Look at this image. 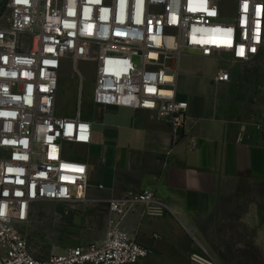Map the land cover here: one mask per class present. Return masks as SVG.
I'll list each match as a JSON object with an SVG mask.
<instances>
[{
	"label": "built area",
	"instance_id": "2783aa9c",
	"mask_svg": "<svg viewBox=\"0 0 264 264\" xmlns=\"http://www.w3.org/2000/svg\"><path fill=\"white\" fill-rule=\"evenodd\" d=\"M222 1L6 0L0 18V264H138L152 255L122 223L140 207L143 216L164 215L168 208L153 191L109 200L103 241L46 258L30 245L31 212L39 204L89 200V167L79 148L92 143L94 121L81 111V63L94 70L95 107L150 111L176 128L188 120L189 104L177 100L186 50L204 57L227 53L232 64L264 55V0H228L235 4L232 19ZM67 64L79 80L71 117L57 107ZM215 80L230 82L231 74L219 70ZM191 261L218 264L197 254Z\"/></svg>",
	"mask_w": 264,
	"mask_h": 264
},
{
	"label": "crops",
	"instance_id": "0c3cea01",
	"mask_svg": "<svg viewBox=\"0 0 264 264\" xmlns=\"http://www.w3.org/2000/svg\"><path fill=\"white\" fill-rule=\"evenodd\" d=\"M219 70L231 74L230 82H216ZM177 100L189 109L185 125L176 128L150 111L97 107L93 141L81 148L89 200L36 205L28 232H38L49 211L54 231L71 239L60 251L98 243L111 217L109 200L127 191H153L168 208L164 215L143 216L140 207L122 223L152 249L150 258L194 264L191 256L197 254L218 264H260L264 55L232 64L227 53L204 57L186 50L179 59Z\"/></svg>",
	"mask_w": 264,
	"mask_h": 264
},
{
	"label": "rangeland",
	"instance_id": "374dc122",
	"mask_svg": "<svg viewBox=\"0 0 264 264\" xmlns=\"http://www.w3.org/2000/svg\"><path fill=\"white\" fill-rule=\"evenodd\" d=\"M6 0L0 6V18L7 13L6 12ZM222 8L225 11V16L227 19H232L235 12V4L234 2L223 0L221 2ZM139 59H136V62H139ZM80 70L84 75V91H83V105L81 111L86 117L91 118V120L98 119L97 107L93 104V87H94V70L90 63L83 62L80 64ZM77 78L73 75L72 67L67 64L64 66L59 83V93H58V110L59 114L63 116L71 117L78 110V96H79V88H78ZM99 121V120H98ZM96 123V122H94ZM74 150L73 148H70ZM81 148H79V151ZM82 153V151H81ZM51 212L45 211L46 218L43 219V225L35 234H31L29 231V240L32 249L36 251V254L40 257L46 258L51 253L62 252L59 249L66 248V243L70 242L71 239L60 238L58 234L54 231L48 216ZM59 248V249H58ZM59 250V251H58ZM57 251V252H56ZM138 264H192L189 263H167L162 262L160 258H146L142 262ZM195 264V263H194ZM260 264H264V253L260 252Z\"/></svg>",
	"mask_w": 264,
	"mask_h": 264
},
{
	"label": "snow or ice",
	"instance_id": "6c2138e0",
	"mask_svg": "<svg viewBox=\"0 0 264 264\" xmlns=\"http://www.w3.org/2000/svg\"><path fill=\"white\" fill-rule=\"evenodd\" d=\"M241 54H243V52L241 51Z\"/></svg>",
	"mask_w": 264,
	"mask_h": 264
}]
</instances>
